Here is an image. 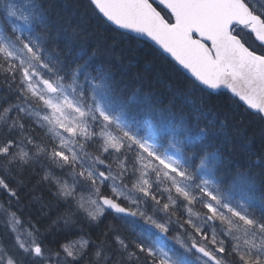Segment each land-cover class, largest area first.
I'll return each mask as SVG.
<instances>
[{
  "label": "snow or ice",
  "instance_id": "snow-or-ice-1",
  "mask_svg": "<svg viewBox=\"0 0 264 264\" xmlns=\"http://www.w3.org/2000/svg\"><path fill=\"white\" fill-rule=\"evenodd\" d=\"M0 264H264V0H0Z\"/></svg>",
  "mask_w": 264,
  "mask_h": 264
},
{
  "label": "trees",
  "instance_id": "trees-1",
  "mask_svg": "<svg viewBox=\"0 0 264 264\" xmlns=\"http://www.w3.org/2000/svg\"><path fill=\"white\" fill-rule=\"evenodd\" d=\"M101 31H102V29H101Z\"/></svg>",
  "mask_w": 264,
  "mask_h": 264
}]
</instances>
